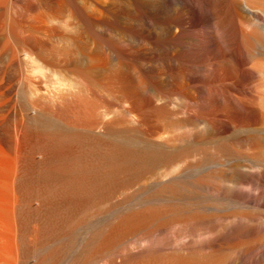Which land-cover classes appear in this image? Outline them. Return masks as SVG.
Instances as JSON below:
<instances>
[{"label":"bare ground","instance_id":"6f19581e","mask_svg":"<svg viewBox=\"0 0 264 264\" xmlns=\"http://www.w3.org/2000/svg\"><path fill=\"white\" fill-rule=\"evenodd\" d=\"M0 264H264V0H0Z\"/></svg>","mask_w":264,"mask_h":264}]
</instances>
